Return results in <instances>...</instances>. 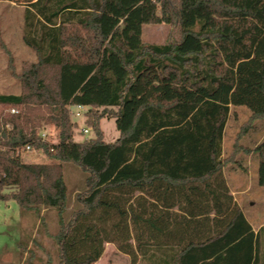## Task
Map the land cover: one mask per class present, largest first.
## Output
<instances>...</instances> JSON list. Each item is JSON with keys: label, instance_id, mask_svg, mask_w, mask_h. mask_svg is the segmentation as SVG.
<instances>
[{"label": "trees", "instance_id": "16d2710c", "mask_svg": "<svg viewBox=\"0 0 264 264\" xmlns=\"http://www.w3.org/2000/svg\"><path fill=\"white\" fill-rule=\"evenodd\" d=\"M152 23L178 24L181 38L146 43ZM23 40L37 60L21 94L0 93V200L38 217L57 209L58 264H95L107 243L132 264H264V226L221 158L232 106L264 118V0H29ZM75 104L89 108V140L73 138ZM36 106L52 109L58 142L41 139ZM28 144L53 161H23ZM251 152L264 187V140ZM64 162L88 172L68 220Z\"/></svg>", "mask_w": 264, "mask_h": 264}, {"label": "rangeland", "instance_id": "374dc122", "mask_svg": "<svg viewBox=\"0 0 264 264\" xmlns=\"http://www.w3.org/2000/svg\"><path fill=\"white\" fill-rule=\"evenodd\" d=\"M28 1L0 0V93L21 94L23 85L19 75L37 60L35 51L23 40ZM180 38L181 29L178 24L152 23L143 28V40L146 43L163 44L176 42ZM34 111L42 118L39 135L46 132L48 142H58L59 131L50 118L52 109L49 106H36ZM69 115L74 124L73 138L76 141L89 140L95 136L93 126L88 122L89 108L84 110L81 117L73 115L70 110ZM250 117L251 112L246 106H232L221 158L227 160L225 174L235 199L258 231L264 226V187L258 183V156L251 149L264 140V118L251 121ZM85 126L91 127L89 133H84ZM101 129L107 142H115L120 136L114 118L102 119ZM236 146L240 147V151L234 154ZM245 149L250 151L246 152ZM21 158L32 163L53 161L43 150L38 149L22 153ZM63 173L69 195L64 217L68 220L79 204L78 193H83L87 188L88 172L78 164L64 162ZM59 226V215L55 208L43 209L42 216L38 217L30 212L22 214L13 199L0 200V264H58L59 246L55 235ZM16 240L25 248L19 247L12 253ZM261 241H264V231ZM96 264L132 263L130 256L120 252L113 243H107L103 256Z\"/></svg>", "mask_w": 264, "mask_h": 264}, {"label": "built area", "instance_id": "2783aa9c", "mask_svg": "<svg viewBox=\"0 0 264 264\" xmlns=\"http://www.w3.org/2000/svg\"><path fill=\"white\" fill-rule=\"evenodd\" d=\"M86 108H88V107H86V106H84L82 104H75V105H70L69 106L70 112L73 115L77 116V117H81L82 115H84V110ZM11 112L12 113H17L18 110L13 108V109H11ZM83 131H84V133H89L91 131V127L90 126H85ZM40 136H41L42 140L47 141L48 133L43 132V133L40 134ZM32 150H34V148L30 144H28V145H26V146H24L22 148H18L17 152H18V154L21 155L22 153L31 152Z\"/></svg>", "mask_w": 264, "mask_h": 264}, {"label": "crops", "instance_id": "0c3cea01", "mask_svg": "<svg viewBox=\"0 0 264 264\" xmlns=\"http://www.w3.org/2000/svg\"><path fill=\"white\" fill-rule=\"evenodd\" d=\"M253 227H254V225H253ZM254 229H255V227H254ZM14 246H15V248H12V249H11L12 253H14L16 250L19 249V243H18V240H16ZM6 247H7V246H6ZM6 247H5V249H7ZM97 262H98V261H97ZM97 262H96V263H97ZM96 263H95V264H96Z\"/></svg>", "mask_w": 264, "mask_h": 264}]
</instances>
